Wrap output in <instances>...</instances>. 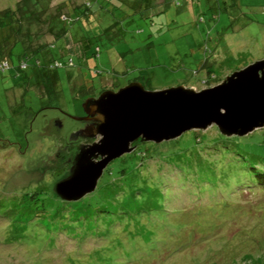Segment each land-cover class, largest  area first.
<instances>
[{"label": "rangeland", "instance_id": "rangeland-1", "mask_svg": "<svg viewBox=\"0 0 264 264\" xmlns=\"http://www.w3.org/2000/svg\"><path fill=\"white\" fill-rule=\"evenodd\" d=\"M21 1L0 0V12ZM25 1L34 14L30 41L46 46L60 30L41 6L83 4ZM163 1L152 21H122L117 41L97 57L87 54L97 76L57 70L55 99L39 82L22 85L13 69L0 72V264H264V127L237 141L209 127L142 143L111 161L79 201L53 193L74 146L87 143L77 139L60 151L64 139L51 130L53 121L62 126L59 137L80 127L69 118L81 114L79 91L94 87L95 97L133 81L146 90L200 91L264 59L261 0ZM64 36L69 55L82 59L80 43ZM204 65L214 78L206 79Z\"/></svg>", "mask_w": 264, "mask_h": 264}, {"label": "water", "instance_id": "water-1", "mask_svg": "<svg viewBox=\"0 0 264 264\" xmlns=\"http://www.w3.org/2000/svg\"><path fill=\"white\" fill-rule=\"evenodd\" d=\"M76 104L81 114L69 118L79 122V128L59 137L61 124L51 125L57 139H64L60 151L77 139L87 142L74 146L65 178L53 185L54 195L63 202H77L91 194L107 165L133 152L135 143L160 144L209 127L223 138H242L263 128L264 59L200 91L183 86L146 90L141 83L131 82Z\"/></svg>", "mask_w": 264, "mask_h": 264}, {"label": "trees", "instance_id": "trees-1", "mask_svg": "<svg viewBox=\"0 0 264 264\" xmlns=\"http://www.w3.org/2000/svg\"><path fill=\"white\" fill-rule=\"evenodd\" d=\"M81 6L72 7L71 4L63 2L56 5L53 9L41 6L43 14L47 15L49 26L57 27L60 35L55 37L52 44H33L30 41L31 27L34 23L31 20L33 13L23 7L25 0L21 1V5H17L14 9H4L0 12V72L14 70V77L22 78V85L32 82L37 86L39 82L44 95L47 98L55 99V88L60 81L57 75L59 69L87 68L90 74L97 76L96 68L87 67V54L92 51L94 57H97L103 48H108L114 40L121 37V30L118 28L124 20L133 21L137 19H151L162 13L166 3L161 4L157 0H82ZM233 5L235 0H229ZM261 12L264 16V0H261ZM25 9V10H23ZM66 10V13L64 12ZM245 18V14H241ZM26 17V18H25ZM29 17L30 19H28ZM28 20V21H27ZM101 26L103 28H101ZM69 37L73 43H80L81 58L69 55L64 42V35ZM65 37V36H64ZM63 40V41H62ZM107 40V41H106ZM56 49V51H54ZM206 79H212L215 74L208 65H204ZM214 72V71H213ZM52 73L56 75L54 88L49 80ZM69 74V73H68ZM66 76L71 79L72 74ZM206 80V82H207ZM137 81V80H136ZM134 82V81H133ZM21 85V86H22ZM81 86H84L82 83ZM95 88L91 89V93L82 94L81 98L92 95ZM106 91L100 90V93ZM98 93V92H97ZM99 94V93H98ZM237 141L235 138H231ZM135 146H138L135 143ZM242 184V182H241ZM249 186V185H246Z\"/></svg>", "mask_w": 264, "mask_h": 264}]
</instances>
